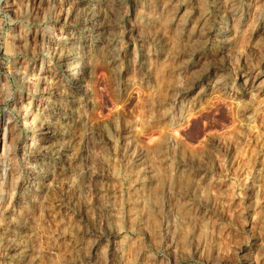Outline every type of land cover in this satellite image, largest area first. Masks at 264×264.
I'll return each mask as SVG.
<instances>
[{
  "label": "rangeland",
  "instance_id": "obj_1",
  "mask_svg": "<svg viewBox=\"0 0 264 264\" xmlns=\"http://www.w3.org/2000/svg\"><path fill=\"white\" fill-rule=\"evenodd\" d=\"M48 1L0 0V153L4 115L22 129L32 101L42 121L0 193V264H264V0H116L113 64L81 0ZM73 43L91 175L43 164L38 140L71 106Z\"/></svg>",
  "mask_w": 264,
  "mask_h": 264
},
{
  "label": "bare ground",
  "instance_id": "obj_2",
  "mask_svg": "<svg viewBox=\"0 0 264 264\" xmlns=\"http://www.w3.org/2000/svg\"><path fill=\"white\" fill-rule=\"evenodd\" d=\"M81 1L83 2L84 5L82 6L83 7L82 9L84 8L88 9L91 12L90 18H92L95 21L93 23H90V26H93L91 28L92 32L94 31L98 35L100 42L103 43L102 46L100 44V48L104 49L103 55L105 62L113 64L117 60L115 57L116 53L113 52L117 48L116 43H118L116 42L117 40L115 38L117 34L115 33L116 36L114 37L111 32L114 31L115 29L114 28L115 26L113 27V25H115L113 24L114 22L113 17H114V9H116L115 8L116 0H98V4L91 5V7L89 6V4L91 3V1H95V0H81ZM48 3L49 4L53 3V0H49ZM86 30H90V27L87 28ZM72 39L74 38L72 37ZM40 40L42 47H45L46 46L45 37L41 38ZM73 48L75 49L72 50L71 52H68L65 55V57H63L62 62L60 64L62 70H64L66 73L69 72L70 75H74V77H72V82L69 81L67 83V87L69 89L68 93L70 94V90L72 91L71 95L69 96L70 99L68 101L71 106L68 109L63 108L61 112L62 114L57 117V120H61L60 123L58 124V127L54 129V128H50L49 126V129L45 130L44 133H41L43 137L38 140H41L44 143H48L47 146L40 147L43 148L41 149L42 150L41 155L43 156V164L48 166L51 165L53 167H58V169L63 170V168H66L68 165H73L75 163L76 165L74 164L75 166L73 167L75 168L78 174L91 175L90 165L87 162V154L90 150V138H91L90 133L88 131H84V133L80 134V136L79 135L76 136L72 134L71 130L69 129L71 123L79 124L81 122L83 115L79 114L80 109L82 113V110L85 111L88 106L87 99L84 100L77 99V97L74 95L76 93L81 94V96L87 94L86 81L89 74L86 73L87 69L86 70L84 69L89 68V63L87 62V58H89V56L87 51L77 50L78 46L75 45L74 43H73ZM16 73L18 77H20L19 79L20 82H22L21 84H23V87L25 86L29 87V85L36 84V82H38L40 79V73L32 72L30 75H27V73L22 70V67L18 68ZM64 75L67 76V78L69 76L67 74ZM4 85L6 86V84ZM72 93L74 95H72ZM21 104H22L21 107H18L17 110L16 109L15 110L17 111V115H19L21 119H23L22 121H24V127L22 129H17V128L15 129V126L12 127L13 125L12 126L10 125L12 122V118L8 116V114L4 115L2 117L3 119L1 120L2 126H4L2 127L4 128L2 139L6 143V146H4L2 153H0V193H2L4 186L7 185L8 182L10 181L8 177L10 178V175H12L14 172H17L16 170L18 165L16 164H18L19 162L18 159L19 155L17 151L19 149L20 144L28 143L29 140L33 139L32 138L33 136H36L38 134L37 132L38 128L36 129L34 127V124L39 120L38 116L33 113L32 116L34 117L33 119H30L31 118L30 112L32 110L30 106L32 104V101H29L26 104L22 102ZM80 126L82 127V125ZM51 140H57V141L52 143ZM23 160H25V157ZM8 167H10L9 171H8ZM33 172L34 175H37L43 179V183L36 182L37 188L33 189L34 190L32 194L33 198L31 199L33 201H36L38 198H40V194H42L45 191V182L50 179L51 170L49 168L41 167L38 169H34ZM1 197L3 196L1 195L0 198ZM104 207L105 210L107 211L108 204H105ZM22 251L23 254L21 255V257H25V253L27 249L23 248Z\"/></svg>",
  "mask_w": 264,
  "mask_h": 264
}]
</instances>
